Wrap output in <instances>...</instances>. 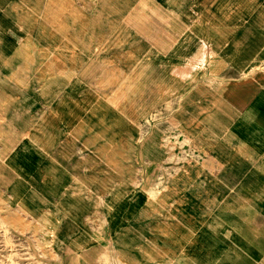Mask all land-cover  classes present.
I'll return each mask as SVG.
<instances>
[{
	"label": "crops",
	"instance_id": "0c3cea01",
	"mask_svg": "<svg viewBox=\"0 0 264 264\" xmlns=\"http://www.w3.org/2000/svg\"><path fill=\"white\" fill-rule=\"evenodd\" d=\"M3 1L0 88L39 114L4 160L17 201L73 225L67 248L84 233L97 264L106 247L115 264H264V0ZM177 97L179 165L137 184L160 171L136 168L139 124ZM86 156L100 181L75 204L57 178Z\"/></svg>",
	"mask_w": 264,
	"mask_h": 264
},
{
	"label": "rangeland",
	"instance_id": "374dc122",
	"mask_svg": "<svg viewBox=\"0 0 264 264\" xmlns=\"http://www.w3.org/2000/svg\"><path fill=\"white\" fill-rule=\"evenodd\" d=\"M29 3V2H28ZM6 1L0 0V25L6 26L10 23V17H6L1 9L4 8ZM26 20H31V16L25 17ZM24 96L15 92L13 89L1 90L0 88V264H97L95 261V251L82 250L80 247L85 246L86 236L79 234L74 237L78 249L67 248L70 244L65 237L68 233L73 232V225L64 224L57 217L53 215V210L50 208L27 209L26 202L21 203L17 201L16 190L19 185H16L13 177L8 175V167L5 165L8 161H4L8 155L14 151L16 143L20 137L31 133L29 128H23L26 121L38 119L39 114L36 113H18L11 112L13 108H18L21 104L20 100H24ZM18 101V102H17ZM22 106V104H21ZM179 110V97L172 98L167 105H163L157 111L153 112L151 116L139 124V131L142 143L143 139L149 134L151 135L149 144L146 145V156H150V160H140L139 146L136 149V168L148 169L150 167H157V175L152 177H135V183H141L145 179H150L153 185L160 186L169 175L179 165V129L176 128V123ZM163 136L164 146L167 149L168 156L162 162L164 155V146L156 145L154 142L157 137ZM73 146H70L72 148ZM76 148V147H75ZM77 154L79 150L76 148ZM88 155H94L93 152L87 151ZM81 153V152H80ZM28 154V155H27ZM24 153L26 156H32L28 152ZM85 152L82 151V156ZM23 158V154L20 155ZM87 161L91 157L86 156ZM75 161V160H73ZM72 161V162H73ZM86 161H79L80 164H69L71 167V175L58 176L57 181H62L71 184V192L62 193V196L69 197L72 203L80 204L84 200H91L90 194L80 192L78 185H87L93 187L96 180L100 181V176L95 174V171H90L95 167V160L88 161V168L85 166ZM98 165L99 160H98ZM76 166H80L76 167ZM105 168L106 165L103 162ZM88 173V174H87ZM87 174V175H85ZM98 174V173H97ZM98 177V178H97ZM12 179V180H11ZM103 184L106 186L112 183L111 176L102 178ZM69 188V186H68ZM76 189V190H75ZM88 196V199H87ZM28 200V199H27ZM26 200V201H27ZM29 201V200H28ZM75 201V202H74ZM80 201V202H79ZM83 204V203H81ZM85 205V204H83ZM74 210V209H73ZM79 211H86L87 215L83 219L85 230L89 235L95 236V210L82 209ZM85 213V214H86ZM86 234V233H85ZM85 239V240H83ZM83 240V241H82ZM75 242V241H74ZM73 242V244H74ZM59 245L57 249L55 246ZM72 244V246H73ZM80 248V249H79ZM114 255L110 247H106L103 252V258H100L98 264H115L113 262Z\"/></svg>",
	"mask_w": 264,
	"mask_h": 264
},
{
	"label": "bare ground",
	"instance_id": "6f19581e",
	"mask_svg": "<svg viewBox=\"0 0 264 264\" xmlns=\"http://www.w3.org/2000/svg\"><path fill=\"white\" fill-rule=\"evenodd\" d=\"M213 222V221H212ZM215 223V222H214ZM213 224V223H212Z\"/></svg>",
	"mask_w": 264,
	"mask_h": 264
}]
</instances>
